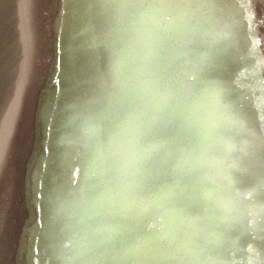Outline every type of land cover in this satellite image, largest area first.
Masks as SVG:
<instances>
[{
    "label": "bare ground",
    "instance_id": "1",
    "mask_svg": "<svg viewBox=\"0 0 264 264\" xmlns=\"http://www.w3.org/2000/svg\"><path fill=\"white\" fill-rule=\"evenodd\" d=\"M262 13L0 0V264H264Z\"/></svg>",
    "mask_w": 264,
    "mask_h": 264
},
{
    "label": "rangeland",
    "instance_id": "2",
    "mask_svg": "<svg viewBox=\"0 0 264 264\" xmlns=\"http://www.w3.org/2000/svg\"><path fill=\"white\" fill-rule=\"evenodd\" d=\"M260 1V4L264 7V0H259ZM110 4V3H109ZM247 9H251L249 6H247L246 7ZM240 9H242V10H244L245 9V6L244 5H241L240 6ZM114 13H112L111 15H113ZM110 15V16H111ZM257 16L260 18V20L263 22L264 21V13H262V14H257ZM238 21V23H241L240 25V27H238V25L237 26H235V23L233 22L232 23V26H231V28L227 25V30L228 31H226L227 33H228V38L229 39H231L232 40V42L234 41V43L235 44H237V45H240V46H243L244 47V51H245V53L247 52V51H249L250 50V53H249V63L251 64H256V63H259L260 65H261V68H260V70L261 71H263L264 72V65H263V63H264V59H263V57H264V38H263V28L262 27H264V22H263V24H262V26H260L259 24H257V23H255V22H253L252 24L253 25H249V23H251V22H247V21H242V22H240L241 20H237ZM247 22V23H246ZM245 23V24H244ZM259 25V26H258ZM251 26H254L255 28L257 27V29L259 30V32H260V36L257 38V37H255V39H256V44L260 47V49H261V47H262V52H261V54L260 55H262V56H260V55H256V52L255 51H253V48H252V46H250L251 45V41L246 37V34H248V31H251ZM229 27V28H228ZM236 30V31H235ZM246 30H247V32H246ZM241 32H243L242 34H241ZM231 36L233 37V38H231ZM237 37V38H236ZM247 38V39H246ZM260 38V39H259ZM181 40V41H180ZM180 40H178L177 42L179 43V44H181V45H184V43H185V39L184 38H181ZM248 40V41H247ZM246 43V44H245ZM247 47H249V48H247ZM252 56V57H251ZM263 61V62H262ZM241 74H244V72H242ZM214 124L216 123V122H214V121H212ZM204 123L205 124H207V121H204ZM212 124V123H211ZM208 125V124H207ZM234 210H235V208H234Z\"/></svg>",
    "mask_w": 264,
    "mask_h": 264
}]
</instances>
